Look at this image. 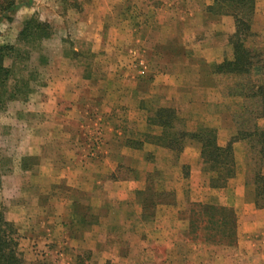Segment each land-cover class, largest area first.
Masks as SVG:
<instances>
[{
    "label": "rangeland",
    "instance_id": "374dc122",
    "mask_svg": "<svg viewBox=\"0 0 264 264\" xmlns=\"http://www.w3.org/2000/svg\"><path fill=\"white\" fill-rule=\"evenodd\" d=\"M17 2L20 6L12 20L0 21V45L13 47L4 61L9 77L0 84V214L19 234L18 251L24 264H110L100 250L105 248L107 232H112L109 228L121 217L130 220L127 227L132 230L147 228L152 232L159 228L157 240L165 246L175 243L181 252L188 246L206 245L187 233L189 220L184 212L189 202L233 203L237 183L227 185V182L225 188L217 191L206 189L210 174L203 167L201 177L186 179L189 173L181 169L183 162L197 158V144L202 147L201 142L196 141L195 146L188 140L190 149L180 156L172 151L167 155L164 151L146 150L145 143L153 141L149 134L152 128L143 122L137 125L134 120L149 116L150 107L174 106L180 114L181 127L187 130L213 127L219 132L221 143L225 137L230 141L239 132H251L256 124L264 127L262 97L251 93L259 85L264 88V72L254 70L237 75L214 73L212 69L215 64L234 57L229 41L236 30L234 16L208 13V6L215 0ZM255 6L253 34L245 44L258 52L254 60L261 59L262 65L264 0H256ZM50 85L55 90L45 93V87ZM43 94H50L47 98L52 100V106L58 107L56 115L52 113L51 117L58 128L55 132L61 129L62 115L69 121L64 126L68 132L77 130L78 116L87 118L89 131L98 127L95 118L99 117L111 115L113 122L119 124L116 128L123 127L121 120L131 122L130 126L125 125L131 150L125 155L124 163L116 165L109 174V179L140 182L142 177L146 187L149 174H153L151 184L155 189L173 192V197L164 195V203L147 210L146 225L139 221L138 205L128 198L115 202L112 199L113 203L103 205L101 198L93 200L87 192L69 187L63 180L71 184L78 177L73 172H45L38 179L45 192L31 185L35 175L43 174L37 170L40 159L21 155L14 147L16 140L28 143L23 139L28 138L37 112L30 102L44 101ZM111 104L115 106L109 110ZM126 104L130 119L125 117ZM38 107L42 110L44 106L39 103ZM144 107L147 111L139 115V109ZM237 142L240 143L234 154L238 172L234 180L254 184L255 167L260 164L255 141L248 138ZM196 161L204 165L202 157ZM12 175L19 177L9 179ZM192 183L196 189H191ZM49 184L51 191L46 189ZM138 190L135 197L141 205ZM43 194L52 197L51 208L46 210L49 217L35 219L36 204H42ZM65 200L71 205L65 206ZM17 206H25L21 214L14 212ZM226 206L233 207L237 213L234 205ZM108 211L111 214L107 215ZM14 216L23 220L16 221ZM100 216L104 220L101 232L97 236L86 234L93 222L100 225L97 221ZM113 234L120 235L111 240L118 239L121 246L129 243L123 231ZM139 239L133 238L137 242ZM150 243L155 241L151 239ZM201 257L197 255L195 259Z\"/></svg>",
    "mask_w": 264,
    "mask_h": 264
},
{
    "label": "crops",
    "instance_id": "0c3cea01",
    "mask_svg": "<svg viewBox=\"0 0 264 264\" xmlns=\"http://www.w3.org/2000/svg\"><path fill=\"white\" fill-rule=\"evenodd\" d=\"M53 89L55 90V88H53V86L51 85L45 87V93H52ZM67 90L65 91V93L67 92ZM47 95L50 94H43L44 101L39 102L38 100H32L30 102L31 107L37 110V112L35 113L36 118L34 119L33 125H31V128L29 130L28 138L23 139V141H27L28 143L22 144L21 141L16 140V145L14 147L15 150L21 152V155H35L40 159V162L37 165V167L39 168L37 170H39V172L43 174L35 175L31 185H34V188L37 189V191L45 192V186L43 188L38 182L39 177H41V175H44L45 172L49 173L51 171H55L64 174L73 172L76 175L78 174V177H76V179L73 180L71 184L68 183L67 179L63 180L65 184L70 185L69 187L87 192L88 195L91 196L89 197L92 199L96 197L101 198L102 200H104L103 205H108V203H113L117 200L126 201L124 199L128 198V201L132 202L135 205H138L137 213L139 214V221L141 222V224L146 225L147 221L145 219L147 217L143 215V205L142 203L141 205H139L136 202L135 197L136 190L145 188L144 186L146 184V181H143L142 177L140 182L134 180L111 181L109 179V174L115 171L116 165L121 162L124 163V158L126 157L125 155L131 150L132 144H129L127 142L129 139L127 137L129 136H127L126 134L127 128L125 126L126 123H129L130 126L131 122H122L123 120H121V123H123V127L116 128V126H119V124L117 125L115 121L113 122V117H111V115L107 116L108 118L99 117L95 118V126L98 127H95V131H89L86 127L87 118L85 116L79 118L78 116L77 123L79 125L77 126V130L75 132H68L69 130H67L66 127L64 128V126L69 123V121L66 119V115H62V119L59 124L61 129H59V132H55L54 129L58 128L54 125L55 121H52V113L53 115H56L58 107L52 106V100H49L47 98ZM39 103L44 106L42 110H39ZM126 105L127 106H125L124 108L126 114L125 117L128 116L126 118L128 119L129 113L127 114L126 112H129L130 109L127 110L129 104ZM114 106L115 105L111 104V106H109V110H112ZM148 106L149 105H147L146 107ZM160 106L167 105L150 107L149 109L151 110H148V114H151V111L153 109ZM146 107L142 109L143 111L141 110V108L139 109L141 112L139 113V115H144L145 111H147ZM169 107H173L174 109H176L174 106ZM61 109L62 108H60V110ZM177 114L180 117L178 110ZM149 116H145V118L141 116L140 119L135 118L134 120V123L137 122V125H143V122L145 123V125L147 124L148 128H152L149 129V131H151L149 132V134L153 138V141L150 140V144L145 143V146H147L146 150H159L160 152L164 151L167 155H170V151L175 153L170 148H167L155 142L156 138L163 133V128L159 125L151 124L149 121ZM39 117H41V119H39ZM219 137L220 134L218 132L219 145H227V143L229 142V138L227 141V137H225V140L221 143ZM188 140L195 143L196 146L197 140L187 137L185 139V147L183 151L180 154L175 153L177 156H180L182 153L190 149L189 145L187 144ZM66 142H68L67 145H65ZM238 143L240 142H235L233 144L234 153L236 145H238ZM197 149L198 153H195V155H197V158L195 157V160H186V162H183L185 164L182 163V170H184L185 165L188 166L190 164V166H188L189 177H187L186 179L193 180L194 177H201L203 165L196 161L198 157L201 158L202 147L200 144H197ZM177 163L178 162H176V164ZM177 165L173 166L175 167ZM177 168L180 169L178 166ZM237 172L238 170H236V174ZM235 176L231 178L227 184L229 185L232 182L237 183V190H235L236 195L233 203L229 204L225 201H223L222 203L224 205H234L237 209L238 242L236 245L229 247L227 245L205 243L206 245L203 246H188L181 252L180 247L175 243L166 244L165 246L160 240H157L161 232L159 228L155 227L152 232L147 228L132 230L131 228L127 227L130 220L127 221L126 217H121L120 219L115 218L119 220L114 221V224H112L113 228L115 229L109 228L107 226V228L112 230V232H107L106 239H104L105 248L101 249L100 252L106 254V258L110 260V264H264V208H259L256 205V184H247L242 182L243 180L240 181L239 179L234 180ZM18 177V175H12L9 179H17ZM62 177L67 176L63 175ZM207 181L208 182L206 183V189L209 188L214 191L222 189L212 188L210 186L209 180ZM19 182L21 185V181ZM5 185L6 181H3V186ZM19 186L15 188V191H13L17 192ZM193 186L194 184L192 183V185L190 186L191 189H196V187ZM41 187L43 189H41ZM46 189L51 191V185L49 184ZM43 195L45 198H48V200L44 198L43 200H40V203L42 204H36L35 214L37 215H35V219H48L49 217L46 210H49L51 208V203H53L51 199L52 197L48 196V194H46L47 196L45 194ZM180 199V195L178 194L177 200L179 202L181 201ZM63 204L65 206H70L71 202L65 200ZM24 207L25 206H17L15 207L14 212L16 214H21ZM110 208L115 209L114 207ZM61 211L64 210L62 209ZM109 214L111 213H107V215ZM60 215L62 216V212L60 213ZM13 218L16 221L23 220V218L19 216H14ZM29 221L33 222L32 220ZM97 221L100 223V225H95V222H93L91 231L87 232L86 234L97 236L96 233L101 232V230L99 229L103 227V217L100 216V220ZM43 228L45 229L44 225ZM118 231H123V234L126 235L125 239H127L129 243L121 246L118 239L117 241L111 240V238L115 239L120 236H115V234H113L114 232ZM136 231L140 234H137ZM136 236L140 238L138 242L137 240H133V238ZM151 239H153L155 243H150ZM197 247L201 250H196ZM197 251L202 253L196 254L195 252ZM197 255H202V257L197 260L195 259Z\"/></svg>",
    "mask_w": 264,
    "mask_h": 264
},
{
    "label": "trees",
    "instance_id": "16d2710c",
    "mask_svg": "<svg viewBox=\"0 0 264 264\" xmlns=\"http://www.w3.org/2000/svg\"><path fill=\"white\" fill-rule=\"evenodd\" d=\"M256 0H215L208 6V13L214 15H233L236 21V30L229 41L234 48V57L225 59L213 66L214 73L249 74L254 70L263 73L264 64L261 59L254 60L258 52L252 50L245 41L253 34L252 22L255 13ZM17 0H0V21L12 20L13 14L19 8ZM13 47L0 45V84L8 79L10 71L5 67L4 61L10 56ZM252 96H261L264 110V88L257 86ZM264 116V113L262 114ZM261 115V116H262ZM151 124L163 128V133L155 140L156 143L180 154L185 147V139L190 137L202 144L201 157L204 171L210 174L209 183L212 188L224 187L228 180L236 174V161L233 144L241 139L255 141V150L258 155V164L255 167L254 184H256V205L264 208V127L255 125L251 132H239L233 135L225 146L218 143V132L213 127L202 126L197 130L188 131L180 126L181 119L177 110L169 106H160L151 111L149 116ZM187 171L188 167L185 165ZM153 174H149L147 185L137 194L143 205V215L148 217V209L164 203V195L172 196L173 192H160L153 187ZM185 217L188 218L187 233L192 239L201 240L207 244L235 245L238 240V218L233 207L212 202H189ZM152 215V213H150ZM19 234L14 225L4 221L0 214V264H24L19 256Z\"/></svg>",
    "mask_w": 264,
    "mask_h": 264
}]
</instances>
